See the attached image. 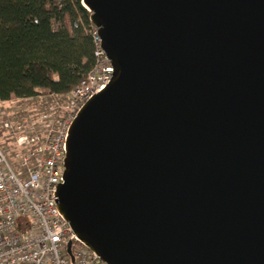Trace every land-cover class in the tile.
<instances>
[{
	"label": "water",
	"instance_id": "1",
	"mask_svg": "<svg viewBox=\"0 0 264 264\" xmlns=\"http://www.w3.org/2000/svg\"><path fill=\"white\" fill-rule=\"evenodd\" d=\"M83 6L114 73L68 130L75 240L104 264H264V0Z\"/></svg>",
	"mask_w": 264,
	"mask_h": 264
},
{
	"label": "built area",
	"instance_id": "2",
	"mask_svg": "<svg viewBox=\"0 0 264 264\" xmlns=\"http://www.w3.org/2000/svg\"><path fill=\"white\" fill-rule=\"evenodd\" d=\"M92 40L95 65L68 95L54 127L41 138L19 140L20 149L28 150L19 156L18 167L0 145V264H104L75 240L57 209L56 198L58 187L64 184L70 125L83 105L105 90L113 78L114 69L96 28ZM70 241H74L71 254Z\"/></svg>",
	"mask_w": 264,
	"mask_h": 264
},
{
	"label": "trees",
	"instance_id": "3",
	"mask_svg": "<svg viewBox=\"0 0 264 264\" xmlns=\"http://www.w3.org/2000/svg\"><path fill=\"white\" fill-rule=\"evenodd\" d=\"M83 0H0V102L65 98L95 65Z\"/></svg>",
	"mask_w": 264,
	"mask_h": 264
},
{
	"label": "rangeland",
	"instance_id": "4",
	"mask_svg": "<svg viewBox=\"0 0 264 264\" xmlns=\"http://www.w3.org/2000/svg\"><path fill=\"white\" fill-rule=\"evenodd\" d=\"M67 97H37L0 103V145L16 167L21 160L19 156L24 155V149L28 150L27 147L20 149L19 140L41 138L45 131L52 129L62 115Z\"/></svg>",
	"mask_w": 264,
	"mask_h": 264
}]
</instances>
